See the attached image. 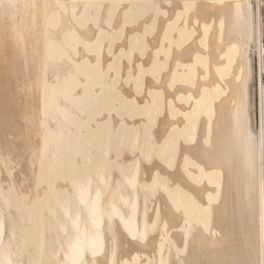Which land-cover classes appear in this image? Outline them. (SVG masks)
<instances>
[{"label":"bare ground","instance_id":"obj_1","mask_svg":"<svg viewBox=\"0 0 264 264\" xmlns=\"http://www.w3.org/2000/svg\"><path fill=\"white\" fill-rule=\"evenodd\" d=\"M171 1L0 0V264H264L261 0Z\"/></svg>","mask_w":264,"mask_h":264},{"label":"rangeland","instance_id":"obj_2","mask_svg":"<svg viewBox=\"0 0 264 264\" xmlns=\"http://www.w3.org/2000/svg\"><path fill=\"white\" fill-rule=\"evenodd\" d=\"M177 1L179 2L180 0H172L171 3H174V4L175 3H178ZM164 4L165 3L163 2V5ZM262 19H263V23H264V15H263V12H262ZM153 30H152L151 33H154ZM144 41H145L144 39H142L140 41V43L138 45L139 48L144 45ZM263 43H264V36H263ZM165 55L166 54L162 53V57L165 56ZM163 69H165V67ZM255 76H256V78L258 77V65H257V62L255 63ZM263 79H264V69H263V72H262V82H263V87H264V80ZM257 82H258V79H256V81H255V99H254V102H255V105L258 106V109H259L260 91H259V83H257ZM257 118H258V116H257ZM113 244H114V239L111 236V237L108 238V242H107V248H108V250H110L112 248Z\"/></svg>","mask_w":264,"mask_h":264},{"label":"built area","instance_id":"obj_3","mask_svg":"<svg viewBox=\"0 0 264 264\" xmlns=\"http://www.w3.org/2000/svg\"><path fill=\"white\" fill-rule=\"evenodd\" d=\"M261 4H262V12H263V15H264V0H261ZM261 47H262V52H263V55H264V43L263 42H262Z\"/></svg>","mask_w":264,"mask_h":264}]
</instances>
